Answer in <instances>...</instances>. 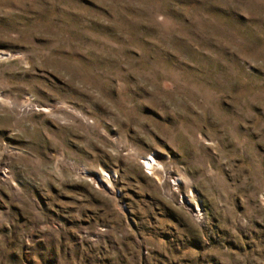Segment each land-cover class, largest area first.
<instances>
[{
    "label": "rangeland",
    "instance_id": "1",
    "mask_svg": "<svg viewBox=\"0 0 264 264\" xmlns=\"http://www.w3.org/2000/svg\"><path fill=\"white\" fill-rule=\"evenodd\" d=\"M0 264H264V0H0Z\"/></svg>",
    "mask_w": 264,
    "mask_h": 264
},
{
    "label": "bare ground",
    "instance_id": "2",
    "mask_svg": "<svg viewBox=\"0 0 264 264\" xmlns=\"http://www.w3.org/2000/svg\"><path fill=\"white\" fill-rule=\"evenodd\" d=\"M150 158H152V157H149L148 159H144L145 160V162H147V165H150ZM152 160V159H151ZM154 160V159H153Z\"/></svg>",
    "mask_w": 264,
    "mask_h": 264
}]
</instances>
